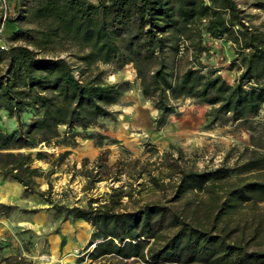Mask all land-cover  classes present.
Instances as JSON below:
<instances>
[{"label":"trees","instance_id":"16d2710c","mask_svg":"<svg viewBox=\"0 0 264 264\" xmlns=\"http://www.w3.org/2000/svg\"><path fill=\"white\" fill-rule=\"evenodd\" d=\"M251 7L264 12V0ZM0 23L12 28L11 44L0 47V112L16 123L11 132L0 131V178L42 198L64 219L90 225L78 263L264 264V251H250L232 231L216 229L244 205L264 203V175L246 176L264 171V135H255L251 122L264 115V31L251 25L236 0H12ZM210 41L232 45L231 64L239 69L233 84L202 64L211 54ZM98 65L112 71L133 67L142 97L159 113L154 130L177 116L178 103L188 99L209 107L208 129L246 128L250 149L243 148L238 159L246 158L232 167L197 169L181 165L182 151L172 147L176 157L165 156V176L148 173L146 179L162 193L169 190L162 201L124 210L122 198L132 196L118 187L102 202L54 205L48 198L51 185L41 191L37 179L52 175L69 151L56 157L32 151L51 143L72 148L76 130L113 119L112 107L131 89L129 81L105 82ZM102 156L82 173L90 186L111 170ZM35 161L51 169L44 173ZM200 194L211 225L189 214ZM9 210L0 205V214Z\"/></svg>","mask_w":264,"mask_h":264},{"label":"rangeland","instance_id":"374dc122","mask_svg":"<svg viewBox=\"0 0 264 264\" xmlns=\"http://www.w3.org/2000/svg\"><path fill=\"white\" fill-rule=\"evenodd\" d=\"M253 1L236 0L249 15L251 25L264 31V12L252 8ZM11 9L12 0H0L2 17ZM11 30L10 26L0 23V47L11 44L8 40ZM210 44L211 54L202 58V64L214 68L227 83L233 84L239 69L237 64H231L235 59L232 45L227 43L223 47L217 41H210ZM98 67L105 71V82L129 81L132 83L131 89L112 107L113 119L98 121L86 131L76 130L72 148L51 143L41 144L32 151L45 152L53 157L69 151L66 160L52 175L37 179L41 191L48 189L47 183L51 185L48 198L54 205L69 208L84 207L89 200L102 202L110 188L118 187L132 196L131 199L122 198L124 210H132L148 201H162L164 194L169 195V190L162 193L152 188L146 179L148 173L159 179L165 176L167 170L162 163L165 156L170 153L172 156L169 158L176 157L172 147L182 151L181 165L197 169L219 165L232 167L246 158L244 155L238 159L243 148L250 149V132L246 128L239 124H228L208 129L205 114L209 107L188 99L178 103L177 116H169L163 126L154 130V120L159 113L142 97L138 83L134 82L133 67L128 65L120 71H112L104 65ZM23 118L28 119L29 115ZM251 122L255 135H264V115ZM15 125L14 118L0 112V131L11 132ZM100 155H103L102 159L111 170L101 172L103 181L90 186L82 173L93 169ZM33 166L44 173L51 169L44 161H35ZM257 175H264V171L246 176ZM163 180L167 182L165 178ZM203 200L206 197L202 194L195 197L194 205L197 204V208L192 205L189 214L194 221L211 225L212 214L201 202ZM0 205L11 207L8 212L0 214V264H106L87 259L78 263L77 259L86 253L92 231L90 225L80 226L77 221L64 219L63 214L42 198L26 194L18 183L0 178ZM216 229L232 231L234 238L248 243L250 251H264V203L244 205L237 212L222 218ZM127 264L143 263L129 261Z\"/></svg>","mask_w":264,"mask_h":264},{"label":"crops","instance_id":"0c3cea01","mask_svg":"<svg viewBox=\"0 0 264 264\" xmlns=\"http://www.w3.org/2000/svg\"><path fill=\"white\" fill-rule=\"evenodd\" d=\"M217 42H218V44H220V46H223V47H225V45H227V43H223V41H217ZM77 223H78L80 226L85 225V226L89 227V225H88L87 223L83 222V221H77Z\"/></svg>","mask_w":264,"mask_h":264},{"label":"built area","instance_id":"2783aa9c","mask_svg":"<svg viewBox=\"0 0 264 264\" xmlns=\"http://www.w3.org/2000/svg\"><path fill=\"white\" fill-rule=\"evenodd\" d=\"M4 19H5V14H4V16L2 17V21H4ZM1 48H5V47H1Z\"/></svg>","mask_w":264,"mask_h":264},{"label":"water","instance_id":"95a60500","mask_svg":"<svg viewBox=\"0 0 264 264\" xmlns=\"http://www.w3.org/2000/svg\"><path fill=\"white\" fill-rule=\"evenodd\" d=\"M94 247V245L92 246V248Z\"/></svg>","mask_w":264,"mask_h":264}]
</instances>
